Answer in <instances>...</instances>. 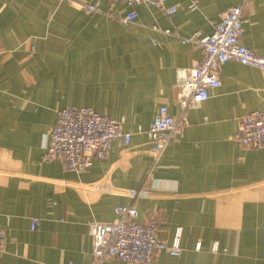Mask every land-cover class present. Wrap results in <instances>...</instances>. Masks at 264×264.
I'll return each instance as SVG.
<instances>
[{"label":"crops","instance_id":"crops-1","mask_svg":"<svg viewBox=\"0 0 264 264\" xmlns=\"http://www.w3.org/2000/svg\"><path fill=\"white\" fill-rule=\"evenodd\" d=\"M240 2L166 0L176 7L167 15L125 0H0V264L89 262L88 223L113 221L128 204L136 221L157 220L165 244L181 230V254L157 250L149 264H264V149L236 139L243 116L264 109L263 71L222 64L220 85L184 112L181 135L157 157L145 132L160 106L182 112L177 70L202 58L189 38L211 34ZM243 19L241 44L264 56V0H249ZM69 106L121 120L129 142L114 140L81 172L42 160L57 112ZM132 190L145 196L132 199Z\"/></svg>","mask_w":264,"mask_h":264},{"label":"built area","instance_id":"built-area-1","mask_svg":"<svg viewBox=\"0 0 264 264\" xmlns=\"http://www.w3.org/2000/svg\"><path fill=\"white\" fill-rule=\"evenodd\" d=\"M62 1V0H59ZM128 4L148 3L160 6L167 15L176 11L175 6L166 7V0H125ZM249 0L226 8L214 24L211 34L195 33L189 40L196 41L202 50V58L193 66L177 70L176 97L182 108L177 116L168 113L165 105L160 106L147 128L146 135L151 143V152L157 157L169 142L177 140L185 126L184 112L209 97V89L220 85L219 70L227 61L259 68L264 74V56L255 54L240 42L243 32V10ZM87 12L97 9V4L77 1ZM195 1L190 8H195ZM134 11L120 19L126 24L136 18ZM165 32H169L165 30ZM140 129V128H139ZM129 142L130 135L123 132L122 121L114 120L85 106L65 107L57 112L48 141L44 144L42 160H58L66 170L81 172L92 164L94 157L106 156L114 140ZM237 141L248 147L264 149V109L254 110L243 116L236 136ZM132 199L145 196V192H128ZM117 218L110 222L90 221L89 234L93 238L92 257L89 262L76 264H102L106 258H117L122 264H149L154 252L164 249L172 256L181 254L180 228L175 232L171 244L157 237L159 223L151 218L147 222L135 220L137 209L132 205H117ZM39 224L32 218L30 229ZM0 232V237H1ZM199 243L196 248H199ZM216 249V246H214ZM72 264V263H69Z\"/></svg>","mask_w":264,"mask_h":264}]
</instances>
